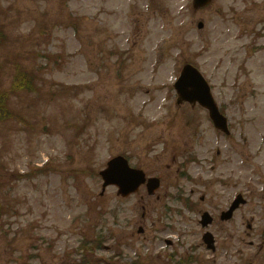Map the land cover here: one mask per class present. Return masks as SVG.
Wrapping results in <instances>:
<instances>
[{"label": "rangeland", "instance_id": "obj_1", "mask_svg": "<svg viewBox=\"0 0 264 264\" xmlns=\"http://www.w3.org/2000/svg\"><path fill=\"white\" fill-rule=\"evenodd\" d=\"M252 1L214 0L209 10L196 12L189 0H68L66 4L63 0H0V22L8 27L1 26L10 39L0 46V89L9 86L14 62L30 72L34 65H44L46 59L42 56L48 54L55 55L59 65L38 76V100L32 97L12 101L21 108L31 127L23 130L17 122H9L0 128V164L6 168L0 170L1 184L11 183L13 172L25 173L31 164H47L53 170L11 183L15 187L10 192L14 199H9L15 203L16 214L8 217L10 236L15 240L6 255L1 252L3 241L0 264L26 261L19 255L27 257L31 235L50 241V249L39 242L44 264H80V260H74L77 238L92 239L95 226H102L100 216L106 215L98 216L97 211L115 206L126 210L133 227L100 228L104 235L114 236V242L106 240L98 250L85 244L84 255L89 264L97 258L105 260L102 250L118 254L120 247L125 248V258L132 257L155 226L158 238L174 239L177 244L165 251L161 246L162 252L156 256L154 250L148 249L149 243L144 242V261L139 264H178L167 259L172 250L173 255L178 250L182 259L196 256L200 260L197 264H233L219 258L209 261L211 255L201 245L202 230L197 221L200 210L216 213L238 191L252 193L237 212L236 220L223 223L221 231L230 235L229 249L238 263L254 258L256 264H264V248L258 252L256 246H249L251 241L260 242L257 233L264 227V184L259 178L264 176V147L257 148L264 145V51L251 59L246 57L250 53H245L251 44L264 42V37L259 36L260 31L264 32V0ZM67 15L78 22L79 36L68 25L72 21ZM231 15L233 23L228 21ZM198 21L204 23L200 30L196 28ZM239 26L243 29L242 38L238 37ZM38 29L49 30V38H37ZM9 44L11 50L7 51ZM240 44L247 46L242 49ZM111 49L127 63L119 81H115L117 57L109 54ZM185 60L196 62L204 76L209 77L214 95L220 103L225 102L222 104L238 133L237 139L215 142L201 111L185 104L177 106L170 98L173 93L168 87ZM250 83L256 94H244ZM164 102L168 103L162 109ZM27 105L33 106L32 118V109L28 111ZM133 112L143 113L144 118H134ZM249 117L257 121L250 125ZM192 119L201 141L196 139L189 146L204 150L207 157L214 155L217 160L211 167L203 164L194 169L195 180L188 189L196 200H203L182 214L181 221L171 217L169 208L162 203L173 185L175 141L181 144L188 140L193 132ZM141 121L144 128L138 123ZM242 127L249 134V152L242 147ZM151 147L153 153L148 152ZM231 151L239 154L240 167ZM120 152L131 153L149 173L162 175L161 199L146 203L143 220L138 204L140 193L121 200L111 187L100 206L91 213L87 210V205L98 201L101 191L96 178L87 179L88 168L100 170L107 158ZM221 152L225 160L220 158ZM154 154L156 157L152 158ZM256 167L263 174L257 175ZM221 176L223 181L219 184L217 179ZM134 224L143 225L141 236L135 234ZM231 234L240 235V244ZM159 245L156 242L154 246ZM119 257L117 264H132L122 260L120 253Z\"/></svg>", "mask_w": 264, "mask_h": 264}, {"label": "water", "instance_id": "obj_2", "mask_svg": "<svg viewBox=\"0 0 264 264\" xmlns=\"http://www.w3.org/2000/svg\"><path fill=\"white\" fill-rule=\"evenodd\" d=\"M176 87L179 90L180 96L185 100L193 102L206 99L207 88L205 84H203L199 76L190 70L184 73V76L176 84ZM188 88H191V90Z\"/></svg>", "mask_w": 264, "mask_h": 264}]
</instances>
